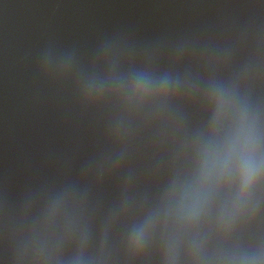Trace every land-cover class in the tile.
Returning a JSON list of instances; mask_svg holds the SVG:
<instances>
[{
	"label": "water",
	"instance_id": "obj_1",
	"mask_svg": "<svg viewBox=\"0 0 264 264\" xmlns=\"http://www.w3.org/2000/svg\"><path fill=\"white\" fill-rule=\"evenodd\" d=\"M0 264H264V0H0Z\"/></svg>",
	"mask_w": 264,
	"mask_h": 264
}]
</instances>
